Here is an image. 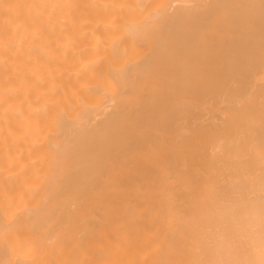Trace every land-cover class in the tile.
Listing matches in <instances>:
<instances>
[{
  "label": "bare ground",
  "instance_id": "bare-ground-1",
  "mask_svg": "<svg viewBox=\"0 0 264 264\" xmlns=\"http://www.w3.org/2000/svg\"><path fill=\"white\" fill-rule=\"evenodd\" d=\"M0 264H264V0H0Z\"/></svg>",
  "mask_w": 264,
  "mask_h": 264
}]
</instances>
